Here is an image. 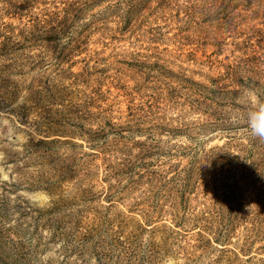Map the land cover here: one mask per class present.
<instances>
[{
    "label": "rangeland",
    "instance_id": "374dc122",
    "mask_svg": "<svg viewBox=\"0 0 264 264\" xmlns=\"http://www.w3.org/2000/svg\"><path fill=\"white\" fill-rule=\"evenodd\" d=\"M264 0H0V264H264Z\"/></svg>",
    "mask_w": 264,
    "mask_h": 264
},
{
    "label": "clouds",
    "instance_id": "9594fccd",
    "mask_svg": "<svg viewBox=\"0 0 264 264\" xmlns=\"http://www.w3.org/2000/svg\"><path fill=\"white\" fill-rule=\"evenodd\" d=\"M248 125L253 136L264 140V103H258L249 111Z\"/></svg>",
    "mask_w": 264,
    "mask_h": 264
}]
</instances>
